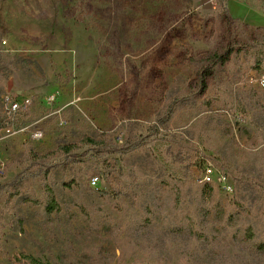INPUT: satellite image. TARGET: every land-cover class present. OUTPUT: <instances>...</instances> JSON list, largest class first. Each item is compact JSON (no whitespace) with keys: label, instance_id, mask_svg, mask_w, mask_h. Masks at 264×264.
Here are the masks:
<instances>
[{"label":"rangeland","instance_id":"rangeland-1","mask_svg":"<svg viewBox=\"0 0 264 264\" xmlns=\"http://www.w3.org/2000/svg\"><path fill=\"white\" fill-rule=\"evenodd\" d=\"M226 1L0 0V264H264V30Z\"/></svg>","mask_w":264,"mask_h":264},{"label":"trees","instance_id":"trees-1","mask_svg":"<svg viewBox=\"0 0 264 264\" xmlns=\"http://www.w3.org/2000/svg\"><path fill=\"white\" fill-rule=\"evenodd\" d=\"M226 12H227V10H226ZM227 14H228V12H227ZM226 14V15H227ZM229 15V14H228ZM229 53V52H228ZM174 110H172V112H173ZM16 116L17 115H12V116H10V117H8V116H6V118L4 119L5 121H1V123H0V128H3V127H10L11 125H14V122H15V120H16ZM170 116H171V113H170V111H169V117L168 118H170ZM87 141L89 142V143H93V144H97V143H99L98 141H95V140H93V139H87ZM60 151H62V154L65 156V159L68 161V160H71L72 159V161L73 162H75V161H79V159H77L76 160V158L75 157H73V152H72V149H70V147L69 146H65V145H63V146H60ZM203 186H204V189L203 190H205V188H209V190H212L211 188H213V185H211V183H201ZM47 192H48V194H49V199H48V201L45 203V204H42V202L41 201H38V200H32V199H29L30 201H31V203L33 204V205H43L44 206V208H45V210L48 212V213H53V212H57L59 209H60V205H59V203L57 202V200H56V197H55V193H54V190L53 189H51V188H48L47 189ZM114 196V195H113ZM117 196L118 195H116V198H117ZM120 199H121V197H120ZM116 200V203L117 204H119V202L122 200ZM116 207H118V210L119 211H123V208L121 207V206H119V205H116ZM244 234H245V238L247 237V241H249V242H252L253 240H254V234H253V231H252V229H251V227L250 228H247V230L246 231H244ZM255 246H257V248L259 249V250H262V251H264V241L263 240H261L260 242H257L256 244H255Z\"/></svg>","mask_w":264,"mask_h":264},{"label":"crops","instance_id":"crops-1","mask_svg":"<svg viewBox=\"0 0 264 264\" xmlns=\"http://www.w3.org/2000/svg\"><path fill=\"white\" fill-rule=\"evenodd\" d=\"M226 10L234 20L264 30V3L258 5L253 0H227Z\"/></svg>","mask_w":264,"mask_h":264},{"label":"built area","instance_id":"built-area-1","mask_svg":"<svg viewBox=\"0 0 264 264\" xmlns=\"http://www.w3.org/2000/svg\"><path fill=\"white\" fill-rule=\"evenodd\" d=\"M207 3H213L216 0H206ZM240 1H245V0H240ZM260 86L264 87V76L262 77V79L260 80ZM54 96L53 97H49L47 99V101H52L54 100ZM4 103L6 105V109H7V116L10 117L12 115H18L20 112H25L29 109L30 105H31V100L26 98L23 101H18V100H14L12 99L9 95H6L4 97ZM62 110L59 109L57 111V113H60ZM61 124H65L66 122L64 120L60 121ZM12 128L8 129V131H11ZM42 131L40 130H36L33 132V137L35 139H38L40 137H42ZM211 171L209 170L207 174L204 175L203 179L201 180L202 183H211L212 182V176H211Z\"/></svg>","mask_w":264,"mask_h":264}]
</instances>
